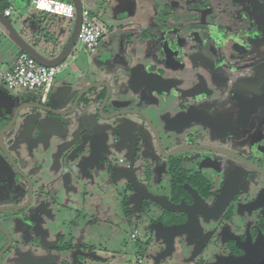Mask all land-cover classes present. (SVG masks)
Returning <instances> with one entry per match:
<instances>
[{
    "label": "flooded vegetation",
    "instance_id": "obj_1",
    "mask_svg": "<svg viewBox=\"0 0 264 264\" xmlns=\"http://www.w3.org/2000/svg\"><path fill=\"white\" fill-rule=\"evenodd\" d=\"M192 1L164 2L176 14L135 36L149 51L95 54L99 78L0 93V264H79L94 247L77 228L48 242L54 216L108 182L123 214L128 198V212L159 214L165 241L188 217L143 196L188 210L174 241L202 249L200 264H264V0ZM131 70L159 91L133 93Z\"/></svg>",
    "mask_w": 264,
    "mask_h": 264
},
{
    "label": "rangeland",
    "instance_id": "obj_2",
    "mask_svg": "<svg viewBox=\"0 0 264 264\" xmlns=\"http://www.w3.org/2000/svg\"><path fill=\"white\" fill-rule=\"evenodd\" d=\"M18 1L19 0H7V2L11 4L15 13L13 15L15 17H23L22 21L18 20L17 22L11 18V20H13V22L11 21L12 26L21 36L23 33L20 27V22H22V26V24L29 22L28 19L30 16L48 14L34 11L31 8L33 0H23V5L21 6H18ZM58 1L73 4L72 0ZM84 1L86 4L91 3L90 5L88 4L90 18L99 24L104 23V25H107H105L108 28L106 40L101 39L95 47V52L92 54L84 53L76 41L68 57L62 62L65 66L64 70L55 75L53 85L66 79L71 80L74 78L71 76L73 73L78 75L81 80L85 79L91 81L95 78H99L100 76L96 69V65L93 63L95 54L105 53V50H113L116 54H122L125 59H129V56L128 54L126 55V53L132 51L134 54H137V52H140L138 50L139 42L133 35V30H135L136 26H141V30H144V32L152 33L154 32V27L156 28L158 23L161 24L162 22H165L169 14H176L174 11H170V7L169 9L165 7L164 2L168 0H147V2H145V0ZM194 1L195 0L191 2L192 4L194 3V7L193 5L191 6V10L195 12L197 9H195L196 3ZM139 5L141 9L145 10L144 13H146L141 25H138V21L135 22L133 19H129L133 9ZM115 15H117L119 19H123L119 23L126 22V24H131V22H133V25L131 27H126V24L122 23L123 27L121 28H128L127 30L121 28H119V30L116 28L112 29L113 27L111 26H114L115 22L112 24L110 19H114ZM154 19L156 22L151 27L150 22ZM46 25H48V22L45 23V26ZM50 25V32L54 31L57 34L56 41L51 45V48L56 47L57 51L47 55L45 53L46 45L44 44V41H40L43 43L36 47L37 54L46 61L53 60L59 56L61 47L68 42L69 34L71 36L74 33L75 18L72 20H65L61 17L58 18L57 21L52 20ZM66 28L67 31H65ZM60 32H64V36L60 34ZM40 33H43L42 30H40ZM25 37L27 40H30L31 43H34L31 36L27 37L25 35ZM146 43L148 47L152 45L151 42ZM14 47L15 53L13 52ZM18 49L19 47L14 39L0 23V59H6L10 52L11 54L16 55L19 51ZM7 70V65L0 64V93L9 92L15 94H31L35 92V90H22L21 92L9 91L2 81V75ZM191 76L193 75L191 74ZM36 92L42 93V91ZM119 158L126 160V155L123 153L117 154L114 156V161L118 162ZM105 189L106 196L103 194H96L89 200L86 199V208L84 210L79 209L78 215L63 211L56 213L53 220L54 224L51 225L53 231L50 234L51 237L48 242H52L55 233L61 235L65 234L66 231H71L73 234L77 228L76 232H79L80 236H82V242L94 247V251L84 255V258L81 259L79 264H200V261H202V249L199 250V253L195 250L196 253L194 251V249L197 248L196 245L179 243L177 242V240H179L178 237L173 242V246L170 245V247L164 237L157 233L156 227L152 225V223L158 219L159 214L157 212L150 211L145 214L132 213V211L128 212L133 206L131 204V198H128L130 205L128 204L129 209L126 211V214H128L127 216L123 214L120 208L118 195L115 194L114 185L108 182ZM79 200L80 199H77V201ZM63 222H68L70 224L69 227L66 226V228H68L67 230L65 226H61ZM135 230L137 232L136 239H131V235ZM70 258V256H60L58 257L59 262H57V264H76V260L72 263Z\"/></svg>",
    "mask_w": 264,
    "mask_h": 264
},
{
    "label": "built area",
    "instance_id": "obj_3",
    "mask_svg": "<svg viewBox=\"0 0 264 264\" xmlns=\"http://www.w3.org/2000/svg\"><path fill=\"white\" fill-rule=\"evenodd\" d=\"M32 8L36 11L72 19L75 17V7L71 4L56 0H33ZM5 18L12 15L10 8L2 13ZM89 8L82 5L81 23L77 36L80 49L87 54H92L103 36V26L90 19ZM64 70L62 64L45 66L37 62L25 52H20L13 65L2 75V81L9 91L22 90L42 91L44 97L56 74Z\"/></svg>",
    "mask_w": 264,
    "mask_h": 264
},
{
    "label": "crops",
    "instance_id": "obj_4",
    "mask_svg": "<svg viewBox=\"0 0 264 264\" xmlns=\"http://www.w3.org/2000/svg\"><path fill=\"white\" fill-rule=\"evenodd\" d=\"M7 1V0H6ZM56 1H58V0H56ZM81 1V5H83V6H88V4L89 3H85V1L84 0H80ZM95 1V0H94ZM62 2V1H61ZM145 2H147V0H145ZM64 3H68V4H71V5H73L72 3H69V2H64ZM17 4H18V6H21V5H23V0H21L19 3L17 2ZM32 4V3H31ZM86 4V5H85ZM91 4V3H90ZM89 4V5H90ZM148 4V3H147ZM74 6V5H73ZM8 8H10L11 10H12V15L9 17V18H7L10 22L12 21L13 22V20L14 21H18V20H23L22 18L23 17H15L13 14H15L14 13V11H13V9H12V7H11V4L8 2V6H7V8H5V9H8ZM31 8H32V5H31ZM87 8H89V6L87 7ZM33 9V8H32ZM34 10V9H33ZM34 11H36V10H34ZM144 9H141L140 8V5L139 6H136L134 9H133V12L130 14V17H129V19H133L135 22L136 21H138V25H141L142 23H143V19H144V16L146 15V13H144ZM36 12H40V11H36ZM40 13H45V12H40ZM0 14L2 15V12L0 11ZM45 14H48V13H45ZM89 14H90V12H89ZM90 16V15H89ZM102 16V15H101ZM103 17V16H102ZM11 18H13V20H11ZM58 18H61V16H56V15H52V14H48V15H40V14H37V15H34V16H30L29 17V22L27 23H24V24H22V26H21V23L22 22H20V27H21V30H22V35H21V37L29 44V45H31L35 50L37 49L36 47H37V45L39 46V44H41V43H43V42H40V41H44L45 43V45H46V49H45V53L47 54V55H50V54H52V53H54L55 51H57V49H56V47H53V48H51V45H53L54 43H55V41H56V38H57V34L54 32V31H52V32H50V30H51V25H50V23H51V21L52 20H55V21H57V19ZM64 18V17H63ZM75 18V17H74ZM74 18H72V19H74ZM65 20H72V19H69V18H64ZM91 19V18H90ZM103 19V18H102ZM151 19V18H150ZM91 20H93V19H91ZM111 20V22H112V24H113V22H115V25L114 26H111V27H113L112 29H117V30H119V28H121V27H123L122 26V23H119L120 21H122L121 19H119L118 18V16L117 15H115L114 16V19L113 18H111L110 19ZM151 21V20H150ZM11 22V23H12ZM46 22H48V25H46L45 26V23ZM139 22H140V24H139ZM0 23H1V21H0ZM103 23V22H102ZM133 22H131V24H126V22H124L123 24H126V27H131L133 24H132ZM2 24V23H1ZM102 26H103V36H102V39H104V40H106V34H107V25L105 26L104 25V23L103 24H101ZM128 25V26H127ZM150 25H151V27L154 25V20L153 21H151L150 22ZM121 29H124V28H121ZM128 28H126V29H124V30H127ZM40 30H42V34L40 33ZM65 31H67V28H66V30ZM134 32H133V35L134 36H142L143 34H144V30H141V26H136L135 27V30H133ZM64 32H60V34H62L63 36H64V34H63ZM25 35L27 36V37H30L31 36V39L35 42V44L34 43H31L30 42V40H27V38L25 37ZM62 35H61V37H62ZM73 35V34H72ZM72 35L70 36V34H69V36H68V42L63 46V47H61V52H60V54L65 50V48H66V46L68 45V43H69V41H70V39H71V37H72ZM38 36V37H37ZM123 36H125V35H123ZM36 37H37V39H36ZM34 44V45H33ZM13 46V45H12ZM142 49V51H147L148 50V45H147V43H145V44H143V43H139V46H138V49ZM19 51L16 53V55L15 54H11V52L9 53V55H8V57L6 58V59H0V64L1 65H3V64H5V65H7V67H8V69H10V67L13 65V62H14V60H15V56H17L20 52H21V50L20 49H18ZM149 51V50H148ZM14 53H15V47H14V51H13ZM95 52V51H94ZM59 54V55H60ZM15 55V56H14ZM1 57V56H0ZM62 64V63H61ZM63 65V64H62ZM63 67L65 68V66L63 65ZM172 246H173V244H172Z\"/></svg>",
    "mask_w": 264,
    "mask_h": 264
},
{
    "label": "water",
    "instance_id": "obj_5",
    "mask_svg": "<svg viewBox=\"0 0 264 264\" xmlns=\"http://www.w3.org/2000/svg\"><path fill=\"white\" fill-rule=\"evenodd\" d=\"M21 0L18 1V3ZM73 1V5L75 7V29H74V33L68 43V45L66 46L65 50L55 59L50 60V61H46L44 59H42L36 52V50L29 45L14 29V27L12 26L11 22L5 18L3 15L0 14V21L2 23V25L4 26V28L7 30V32L11 35V37L14 39V41L16 42V44L18 45L19 49L22 52L27 53L28 55H30L31 57H33L37 62H39L42 65L45 66H56L61 64L69 55V53L71 52L72 47L75 45L76 41H77V36H78V32H79V27H80V23H81V11H82V5H81V1L80 0H72ZM142 74L138 73L136 70H131L130 74L128 76L129 78V82H128V88L133 92L136 93L138 91H140V84L142 85V81L145 82L146 85H148V88H152L156 91H159V88L157 86H155L152 81H150L147 76H141ZM147 81L149 84H147ZM91 85L89 87L86 88V91H88L90 88H93ZM144 199L150 200L156 204L162 205L163 207H165V209L169 210L170 212L173 213H184L187 215L188 217V222L185 225L182 226H171V227H167L165 228L162 233L166 236V242L168 243V245H172L174 242V238L175 236H177L178 234H180L181 232L184 231H188V226L192 224V215L188 212V210H186L183 206H178V207H173L171 206L169 203L155 198V197H151V196H143ZM199 215H202V213H197ZM195 214V215H197ZM171 247V246H170ZM244 260H240L238 263L239 264H244Z\"/></svg>",
    "mask_w": 264,
    "mask_h": 264
},
{
    "label": "trees",
    "instance_id": "obj_6",
    "mask_svg": "<svg viewBox=\"0 0 264 264\" xmlns=\"http://www.w3.org/2000/svg\"><path fill=\"white\" fill-rule=\"evenodd\" d=\"M7 6H8V2L6 0H0V11L2 13L5 10V8H7ZM34 44H35V42H34ZM170 215H172V214L171 213H165L164 214L165 217L162 218L163 225L168 226V225L172 224V222L166 220V217H168L170 219Z\"/></svg>",
    "mask_w": 264,
    "mask_h": 264
}]
</instances>
